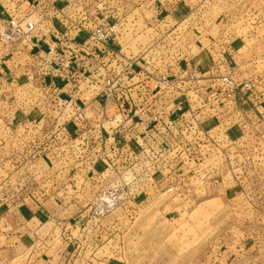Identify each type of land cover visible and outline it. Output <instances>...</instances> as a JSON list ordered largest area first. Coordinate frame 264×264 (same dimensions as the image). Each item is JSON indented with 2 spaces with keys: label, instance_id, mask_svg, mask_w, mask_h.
Here are the masks:
<instances>
[{
  "label": "rangeland",
  "instance_id": "374dc122",
  "mask_svg": "<svg viewBox=\"0 0 264 264\" xmlns=\"http://www.w3.org/2000/svg\"><path fill=\"white\" fill-rule=\"evenodd\" d=\"M108 1L105 8L113 17L101 23L114 26L113 94L127 93L138 108L148 110L145 120L153 111L163 112V119L170 117L178 126L172 112L182 108L176 114L188 115V102L199 111L198 122L206 107L221 115L225 107L236 106L235 99L230 105L223 101V76L249 79L253 62L264 75V0ZM107 68L103 76L109 75ZM61 166L64 170L63 165L55 170ZM86 168L96 175L89 174L86 197L78 200L86 206L79 234L94 264H264V190L259 189L264 181L249 182L250 198L256 189L253 204L223 199L221 186L206 195L201 181L197 195H176L168 188L153 194L144 183L162 182H143L141 166L124 176H115L104 162ZM69 184L75 189L74 182ZM230 186L232 196L236 181ZM114 198L115 207L100 214V200ZM14 259L0 252V264H24Z\"/></svg>",
  "mask_w": 264,
  "mask_h": 264
},
{
  "label": "crops",
  "instance_id": "0c3cea01",
  "mask_svg": "<svg viewBox=\"0 0 264 264\" xmlns=\"http://www.w3.org/2000/svg\"><path fill=\"white\" fill-rule=\"evenodd\" d=\"M26 8L27 4L21 6L22 10ZM6 53L0 51V56L7 57H3L7 68H0L4 73V78H0V252L4 258L23 259L24 264H94L83 245L84 237L79 234L86 206L78 200L86 197V180L90 181L89 174L92 178L95 174L86 168L90 164L85 161L81 145L86 141L89 147L91 143L100 150L102 134L116 138L123 135L126 132L122 129L126 123L124 110L117 97L99 95L101 90L85 88L70 91L71 106H57L39 93L38 84L28 81L24 68L18 66L21 61L8 59ZM111 60L109 70L115 63ZM255 63H252L253 73L258 74L260 70ZM110 75L116 77L113 73ZM246 79L239 77L237 82ZM30 98L39 101L42 110H34ZM65 99V95L61 96L60 103ZM234 99L235 108L225 107V112L216 115L213 108L206 107L201 112V122L199 117L196 119L194 133L199 142L193 149L195 153L198 150L209 153L212 159L204 163L177 162L173 172L174 168L162 171L161 184L145 185L149 191L157 195L172 186L176 195L183 192L197 195L201 181L206 195H213V188L221 186L217 189L223 191V199L231 197L238 202L250 199L254 204L256 189L250 198L249 182L253 185L255 181L259 184L264 181V88L259 87L250 101L241 94H236ZM77 107L83 111L82 121L74 120L73 108ZM39 122L42 128H26ZM252 122L254 127L244 132L242 124ZM44 134H48L46 138ZM52 135L60 141L59 145L50 144ZM213 138L220 149L217 156V151L207 145ZM110 142L119 147L122 141L111 139ZM235 148L238 169L234 176L229 172L233 164L227 159ZM214 157L218 160L214 161ZM245 157L251 159L247 166L241 164ZM60 165L65 169L61 170V166L59 171L55 170ZM69 165L75 166L71 172ZM210 178H215L217 183ZM235 181L237 188L231 196L232 191L228 189ZM69 182H74L75 189L70 188ZM185 183L189 185L188 190L183 188ZM259 189L264 190L263 186Z\"/></svg>",
  "mask_w": 264,
  "mask_h": 264
},
{
  "label": "built area",
  "instance_id": "2783aa9c",
  "mask_svg": "<svg viewBox=\"0 0 264 264\" xmlns=\"http://www.w3.org/2000/svg\"><path fill=\"white\" fill-rule=\"evenodd\" d=\"M106 1L0 0V51L7 52L8 59L21 61L18 66L24 68V75L28 81L38 84L39 93L45 95L47 100L57 106H71L70 91L74 88L77 91L83 88L99 91L98 87L104 86V90L99 95L118 98L121 108L128 116L127 126L126 123L122 126L123 131L126 132L118 135V138L117 136H110V138L102 134L100 150L91 143L89 147L84 141L81 146L85 150V161L90 165L94 163L93 166H96L104 162L110 168V172L115 173V176H118L116 173L121 172L124 176L129 172L134 174L133 169L142 164L144 166H141L140 179L145 182L152 178L161 180L162 171L174 168L171 169L173 172L177 162L204 163L209 161L212 159L209 153L201 150L195 153L193 149L199 142L194 133L199 111L194 112L190 102H188L190 108L188 115L179 114L178 116L176 114L177 111L181 112L182 108L172 112L178 119V126H176L174 119L170 120V117L163 119V112L154 113L153 111V114H150L153 117L145 120L144 116L146 111L149 112L148 110L143 111L138 108L136 101L131 99L133 101L131 102L129 98H126L127 93L119 96L113 94L116 81L114 76L110 75L111 70L108 76H103L101 73L104 68L108 66L107 69H109L112 65L110 59L115 62V58L112 57L114 50L111 47L115 36L114 26L111 27L109 24L105 26L101 23V20L109 21L113 17L111 13H107L109 8L105 6L109 4V1L108 3ZM25 4L27 8L22 10L21 6ZM3 57L7 58L0 56V68H7ZM1 72L2 70H0L2 79L4 73ZM220 81L224 88L223 101H229V103H232L236 94H241L247 101H250L255 97V91L259 87L264 88V75L259 74L252 75L244 82H236L230 75L223 76ZM63 95L66 99L61 104L60 97ZM142 99L140 102H145L143 103L145 108L147 101ZM30 100L34 110H42L43 107H40L39 101L31 98ZM73 113L75 114L74 120L82 121L83 111L79 107L73 108ZM254 125L253 122L242 124L241 128L247 133L248 129ZM160 127H163V131H160ZM26 128H42V126L39 122L29 124ZM47 135L44 134L43 138ZM49 139L50 144H53L52 142L60 144L55 135L49 136ZM111 139L122 142L119 147H116L114 146L115 141L110 142ZM208 141L207 145L217 151L215 156L219 155L220 149L215 139ZM248 143L252 144L249 140ZM233 146L236 145L233 144ZM252 148L255 150L253 145ZM236 152L235 148L230 154L231 158L227 159L230 164H233L230 165L229 172L234 176L238 169L237 159L234 158ZM213 160L218 159L214 157ZM250 161V158L245 157L241 164L247 166ZM183 166L186 165L183 164ZM211 179L215 180V184L217 183L215 178ZM168 192L175 193V189L171 186ZM104 201L106 206L103 205ZM115 201V198L101 199L98 207L101 209L100 214H103L105 210L113 209Z\"/></svg>",
  "mask_w": 264,
  "mask_h": 264
}]
</instances>
